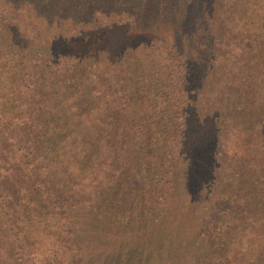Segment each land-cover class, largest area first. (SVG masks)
<instances>
[{
  "label": "trees",
  "instance_id": "obj_1",
  "mask_svg": "<svg viewBox=\"0 0 264 264\" xmlns=\"http://www.w3.org/2000/svg\"><path fill=\"white\" fill-rule=\"evenodd\" d=\"M22 1L41 9L39 25L43 20V34H49L55 0ZM195 1L190 0L187 8ZM245 4L244 20L255 27L260 43L252 45L251 61L240 62L248 81L237 77L230 82H238L241 90L246 85V102L253 114L259 107L264 112V14L260 15L264 0ZM189 25L190 18L184 16L172 27L182 34ZM15 43L19 45L14 47ZM57 43L56 37L49 40L37 30L0 23V220L6 208L15 211L11 230L46 216L71 228L62 241L49 246L51 258L42 252L36 259L43 264H264V203L259 210L249 207V196L243 209L235 204L233 211L216 212L202 202L184 199L189 195L184 174L188 145L194 150L211 132L220 136L219 119L226 102L235 110L241 101L228 96L218 103L211 124L207 123L210 135L202 123L189 129L190 121L188 128L171 126L165 131L161 122L180 124L184 114L179 109L125 112L103 108L105 98L91 94L79 95L75 109L59 108L69 102L68 95L44 94L57 85L51 71L54 52L56 45L58 50L66 48ZM153 76L142 73L140 84L146 85ZM112 98L119 104L117 95ZM146 121L156 127L142 126ZM190 136L193 142L188 143ZM255 158L250 166L258 170ZM188 169L189 176L196 172L193 158ZM209 170L205 163L197 174ZM257 178L264 181V166ZM123 187L126 196L121 194ZM205 195L208 202L214 200L210 191ZM32 238L30 230L25 242L9 247L32 252ZM22 264L34 260L28 257Z\"/></svg>",
  "mask_w": 264,
  "mask_h": 264
},
{
  "label": "rangeland",
  "instance_id": "obj_2",
  "mask_svg": "<svg viewBox=\"0 0 264 264\" xmlns=\"http://www.w3.org/2000/svg\"><path fill=\"white\" fill-rule=\"evenodd\" d=\"M246 1L196 0L191 8H187L190 0H55L54 14L50 13L54 17L50 18L54 26L48 28L49 34H43L46 24L41 20L39 25L41 9L37 5L31 2L32 6H29L22 0H0V23L6 21L29 31L37 30L49 40L56 37V44L66 45L61 50L56 45L54 52L55 65L51 71L57 85L44 90V94L68 95L69 102L65 100L59 108L75 109V99L79 95L91 94L105 98L103 108L114 107L125 112L179 109L186 124L183 119L180 124L169 120L161 122L165 131L171 126L188 128L190 121L189 129L202 123L206 129L208 127L210 135L208 124H211L213 109L218 103L228 96L240 100L235 110L228 108L226 102L224 114L219 119L223 128L220 136L211 132V137L204 138L205 142L194 150L188 145V164L193 158L196 172L189 176L187 164L184 174L189 195H184V199L202 202L205 207L219 212L233 211L238 206L245 208V200L250 196L252 204L248 203V206L259 210L264 203V181L257 178L264 166V112L259 107V113L251 114L246 102V85L242 86V91L238 82H230L237 77L241 82L243 79L248 81L240 62L246 58L251 61L252 45L257 47L260 43L255 27L244 20ZM184 16L190 18V25L180 34L172 26ZM17 45L13 44L14 47ZM215 57L216 60L210 63ZM221 61H227L225 66L219 67ZM0 66L3 63L0 62ZM142 73L143 76L154 74L146 85L140 84ZM135 86H138L136 91ZM114 95L121 99L119 104L112 102ZM132 97L134 100L130 101ZM153 101L160 104L156 106ZM142 126L154 129L156 123L146 121ZM187 141L193 142L192 137ZM254 157L255 163L260 165L258 170L250 166ZM205 163L210 170L200 176L197 171ZM121 190L126 196L125 187ZM209 191L214 197L210 202L209 197H203ZM235 204L238 206L234 207ZM14 212L4 208L0 220V264H13L14 261L22 264L28 257L34 264H43L36 258L42 257V252L48 255L49 246L62 241L70 226L62 227L59 218L48 219L46 216L32 224L20 223L21 227L17 225L11 230ZM29 229L35 244L33 249H40L36 257L33 249L29 252L27 248L13 250L9 247V243L14 246L16 241L25 242ZM66 253L68 258L70 252Z\"/></svg>",
  "mask_w": 264,
  "mask_h": 264
}]
</instances>
